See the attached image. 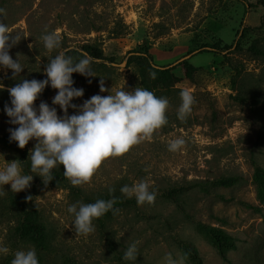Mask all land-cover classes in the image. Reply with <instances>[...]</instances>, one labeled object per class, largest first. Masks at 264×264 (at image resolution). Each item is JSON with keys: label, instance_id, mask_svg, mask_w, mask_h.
Segmentation results:
<instances>
[{"label": "rangeland", "instance_id": "obj_1", "mask_svg": "<svg viewBox=\"0 0 264 264\" xmlns=\"http://www.w3.org/2000/svg\"><path fill=\"white\" fill-rule=\"evenodd\" d=\"M0 9V22L21 37L9 54L24 67L13 78L12 70L0 69V165L18 159L23 172L33 175L30 186L16 193L39 211L44 228L43 243L27 236L6 209L10 185L0 186V248L8 250L0 252V264L29 248L39 264H165L168 253L194 264L190 248L202 264H264V0H0ZM45 26L61 37L52 52L41 39ZM82 46L95 51L94 76L72 74L73 87L83 89L73 104L108 95L100 92L101 79L109 94L146 89L143 70L147 89L168 101L167 122L125 154L102 161L87 183L73 186L60 165L54 169L64 178L45 185L30 173L27 159L36 141L24 148L9 143L8 129L16 125L3 110L7 89L23 78L45 79L42 69L60 51L82 58ZM132 50L146 51L157 65L177 66L166 80L153 78L142 55L128 54ZM182 61L191 72L178 65ZM185 90L194 103L180 119ZM55 94L46 86L34 106L44 101L62 115L51 103ZM177 138L184 144L169 150ZM141 180L156 194L151 204L120 192ZM101 196L121 202L118 211L94 219L93 232L76 233L68 207ZM214 237L226 242L225 260ZM132 243L136 260L125 261Z\"/></svg>", "mask_w": 264, "mask_h": 264}, {"label": "clouds", "instance_id": "obj_2", "mask_svg": "<svg viewBox=\"0 0 264 264\" xmlns=\"http://www.w3.org/2000/svg\"><path fill=\"white\" fill-rule=\"evenodd\" d=\"M2 13L3 9H0V14ZM41 39L49 52L61 47L60 35L55 31H48L47 26ZM20 40L21 37L13 36L7 26L0 22V69L12 70V78L20 76L24 69L18 59H13L9 54V49ZM66 51L48 58L42 69L45 79L23 78L9 87L7 92L10 100L3 109L9 118L8 123L16 125L8 129L10 142L14 141L17 147L24 148L30 140L36 141L27 159L30 161V173L40 176L45 185L53 179L52 169L60 165H63V174L73 186L87 183L102 161L125 154L132 146L149 139L156 129L167 122L166 98L157 97L152 91L140 87L131 91L120 88L109 94L102 79L100 92L107 91L108 95H92L81 105L73 104L74 98L83 96V89L73 87L72 74L94 76L91 74L90 64L95 58L81 52L82 58L75 60L66 55ZM46 86L56 90L51 103L59 106L62 115L57 114L56 107H50L44 101L34 106V101ZM4 90V83L0 80V91ZM180 98L178 116L184 119L191 110L194 97L185 90L181 91ZM69 108L75 109V113L69 115ZM183 144V139L177 138L170 142L169 150H178ZM32 179V174L23 172L18 159L0 165V186L9 184L10 191L14 193L28 188ZM113 191L109 188V193ZM120 192L128 198L134 197L137 204L141 205L153 203L156 195L143 180L131 186H122ZM114 203V199H97L93 203L70 205L67 211L74 216L71 225L75 232L85 235L93 232L94 219L110 210L118 211L113 208ZM7 251L6 248H0V252ZM137 254V245L132 243L122 259L134 261ZM184 261V257L174 259L171 253L165 256V264H184ZM10 264H39L35 248L17 250Z\"/></svg>", "mask_w": 264, "mask_h": 264}, {"label": "trees", "instance_id": "obj_3", "mask_svg": "<svg viewBox=\"0 0 264 264\" xmlns=\"http://www.w3.org/2000/svg\"><path fill=\"white\" fill-rule=\"evenodd\" d=\"M206 47V46H204ZM85 52H87L91 56H95V51L92 47H87V46H82L81 48ZM128 54H140L142 55L141 58L147 61V69L149 72L153 75L154 77L160 78L161 80H166V78L169 76V73L171 70H173L177 65L174 64H169L165 66H160L155 64L151 56L145 51L143 54L141 52H136V51H129ZM98 57H101L100 59L107 60L108 58H102L101 55H98ZM133 57V56H132ZM109 61H112V59H108ZM131 61V60H130ZM129 60L127 61L126 66H128ZM178 65H181L184 67V69L188 72H191V65L188 64L186 61H182L178 63ZM140 77L142 80V84L146 87L147 89V80H146V74L143 70L140 71ZM9 143H13L10 142ZM52 176L53 179L51 180V184L57 185L64 177H60V171L58 169H53L52 170ZM97 199H104V200H109L111 197L109 196H101L99 198H96L95 200H89L88 203H93ZM5 204L7 205L6 209L9 213H12L16 216V219L18 222H21L22 226L26 230L27 236H33L35 237L36 241L39 243H43V234H44V228H43V222H42V217L39 214V211L34 208V207H28L27 205L25 206V201L20 197L19 194L14 193V192H9L5 198ZM121 202H119L120 204ZM116 201L113 205V208L115 209L116 206L119 205ZM18 218L16 215V212H19ZM113 210L108 211L105 215L101 216L100 218H104L108 216L109 214L112 213ZM214 240L216 242L217 248L220 251V254L222 258L225 260V250L227 248L226 242L223 239H216L214 237ZM190 254H191V259L194 262V264H202L201 259L199 258L196 249L190 248Z\"/></svg>", "mask_w": 264, "mask_h": 264}, {"label": "water", "instance_id": "obj_4", "mask_svg": "<svg viewBox=\"0 0 264 264\" xmlns=\"http://www.w3.org/2000/svg\"><path fill=\"white\" fill-rule=\"evenodd\" d=\"M124 64H125V63H124V62H122V64H121V65L123 66Z\"/></svg>", "mask_w": 264, "mask_h": 264}]
</instances>
